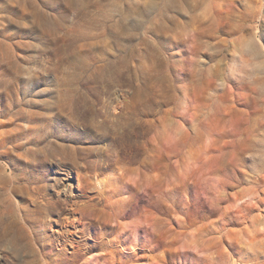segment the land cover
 <instances>
[{
	"label": "rangeland",
	"instance_id": "rangeland-1",
	"mask_svg": "<svg viewBox=\"0 0 264 264\" xmlns=\"http://www.w3.org/2000/svg\"><path fill=\"white\" fill-rule=\"evenodd\" d=\"M0 264H264V0H0Z\"/></svg>",
	"mask_w": 264,
	"mask_h": 264
}]
</instances>
